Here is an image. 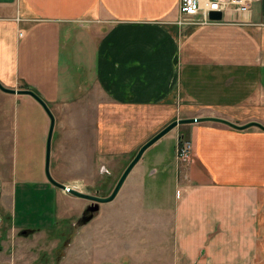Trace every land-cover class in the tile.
Masks as SVG:
<instances>
[{"label": "crops", "instance_id": "crops-1", "mask_svg": "<svg viewBox=\"0 0 264 264\" xmlns=\"http://www.w3.org/2000/svg\"><path fill=\"white\" fill-rule=\"evenodd\" d=\"M179 19L180 0H0V82L31 89L63 113L78 105L70 93L86 87L84 99L92 102L96 92L138 138L142 108H156L157 123L214 116L264 125V0L216 23ZM64 54L66 64L75 62L65 74ZM1 95L23 108V117L36 111L49 131L50 118L34 97L0 89ZM67 117L72 123L74 115ZM188 125L194 157L178 174L171 239L95 245L91 264H264V130ZM6 179L12 181L0 170L2 189ZM154 208L155 219L169 212ZM133 219L139 224V216Z\"/></svg>", "mask_w": 264, "mask_h": 264}, {"label": "rangeland", "instance_id": "rangeland-1", "mask_svg": "<svg viewBox=\"0 0 264 264\" xmlns=\"http://www.w3.org/2000/svg\"><path fill=\"white\" fill-rule=\"evenodd\" d=\"M64 55L63 71L70 66L75 69V62L69 59L66 64ZM88 91L83 87L70 93H76L78 105L66 107L64 113L56 107L52 110L59 128L52 139L50 171L68 186L105 197L112 193L140 147L170 122L157 123V109L142 108L138 138L139 133L130 129L117 111L98 102L96 92L92 102L84 99ZM111 110L113 116H103ZM22 112L23 108H15L0 96V170L12 180L8 183L6 179L9 187L0 186V264H91L88 255L95 253V245L152 246L171 239L170 208L176 203L178 174L187 171L194 157L188 123L177 125L144 152L115 200L97 203L77 199L60 188L55 193L45 173L48 132L43 117L34 110H27L24 117ZM68 115H74L72 123ZM5 122L8 137L2 138ZM185 141L190 144L189 155L186 160L178 159L177 149ZM42 180L47 181L43 183L46 187ZM157 206L167 208L169 215L161 211L163 218L155 219ZM137 216L139 224L133 219ZM157 230H161L160 235L153 233ZM113 254L118 256L116 251Z\"/></svg>", "mask_w": 264, "mask_h": 264}, {"label": "water", "instance_id": "water-1", "mask_svg": "<svg viewBox=\"0 0 264 264\" xmlns=\"http://www.w3.org/2000/svg\"><path fill=\"white\" fill-rule=\"evenodd\" d=\"M210 18L214 20H220L222 19V13L221 12H211ZM0 89L4 92L7 93H17V94H28L34 97L45 109L47 112L49 118H50V127L48 131V137H47V144H46V159H45V173L47 176L48 181L53 184L54 186L67 191L71 193L72 195H75L77 197H81L87 200H91L93 202L97 203H107L115 199L117 196L119 190L123 186L124 182L126 181L127 177L133 170V168L136 166V164L141 160L143 157L144 152L152 146L155 142H157L160 138H162L165 134H167L169 131H171L173 128H175L179 124H184V123H192V122H201V121H217V122H222L225 123L229 126H232L237 129H246L250 126H257L261 129L264 130V125L259 123V122H248L245 124H238L231 122L227 119L224 118H219V117H214V116H205V117H191V118H180L173 120L170 122L167 126H165L162 130H160L157 134H155L151 139H149L147 142H145L140 149L138 150L136 156L131 160V162L128 164L122 175L120 176L117 184L115 185L112 193L109 196H99L95 194H89L82 192L80 190H77L71 186H68L62 182L57 181L52 175L50 171V164H51V149H52V139H53V134H54V129H55V124H56V119L55 115L53 114L52 110L50 109L49 105L47 102L40 96L38 95L35 91L31 89H13V88H8L4 86L0 82ZM154 171V170H153Z\"/></svg>", "mask_w": 264, "mask_h": 264}, {"label": "built area", "instance_id": "built-area-1", "mask_svg": "<svg viewBox=\"0 0 264 264\" xmlns=\"http://www.w3.org/2000/svg\"><path fill=\"white\" fill-rule=\"evenodd\" d=\"M252 0H180V24H210L222 21L228 13L238 15L250 12ZM221 12L222 19L210 18L211 12ZM190 144L177 149L178 159H187Z\"/></svg>", "mask_w": 264, "mask_h": 264}, {"label": "flooded vegetation", "instance_id": "flooded-vegetation-1", "mask_svg": "<svg viewBox=\"0 0 264 264\" xmlns=\"http://www.w3.org/2000/svg\"><path fill=\"white\" fill-rule=\"evenodd\" d=\"M90 204H93L92 202Z\"/></svg>", "mask_w": 264, "mask_h": 264}]
</instances>
